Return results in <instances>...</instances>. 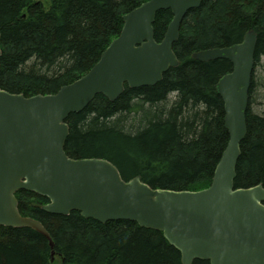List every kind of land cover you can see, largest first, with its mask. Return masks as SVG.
Instances as JSON below:
<instances>
[{
  "label": "trees",
  "instance_id": "16d2710c",
  "mask_svg": "<svg viewBox=\"0 0 264 264\" xmlns=\"http://www.w3.org/2000/svg\"><path fill=\"white\" fill-rule=\"evenodd\" d=\"M148 0H0V87L27 97L54 94L88 72L119 36L123 15ZM173 18L157 12L161 41ZM257 34L255 65L264 57V0H204L185 15L174 51L180 64L153 86L125 90L115 101L98 94L67 119L71 158L112 161L125 180L138 175L153 188L208 187L229 142L217 82L228 59H195V52L240 43ZM253 74L235 186H264V111L252 109ZM22 215L38 219L53 245L30 227L0 225V264H183L181 251L160 230L133 220L102 223L80 211L53 214L49 199L16 193ZM54 253V257L52 254ZM192 264H211L196 259Z\"/></svg>",
  "mask_w": 264,
  "mask_h": 264
},
{
  "label": "water",
  "instance_id": "95a60500",
  "mask_svg": "<svg viewBox=\"0 0 264 264\" xmlns=\"http://www.w3.org/2000/svg\"><path fill=\"white\" fill-rule=\"evenodd\" d=\"M203 1L142 3L123 15L119 36L92 68L54 94L27 97L0 87V225L30 227L53 245L42 222L22 215L18 208L16 193L26 190L47 197L43 209L49 213L68 215L76 210L102 223L133 220L160 230L181 251L183 264L196 259L211 264H264V186H235L241 143L248 131L255 30H249L240 43L193 54L201 61L224 58L233 65L216 85L230 138L208 187L153 188L140 175L125 180L109 159H74L65 151L71 113L83 111L98 94L115 101L126 85L153 86L180 64L174 43L187 12ZM163 9H170L173 18L157 41L153 24Z\"/></svg>",
  "mask_w": 264,
  "mask_h": 264
},
{
  "label": "rangeland",
  "instance_id": "374dc122",
  "mask_svg": "<svg viewBox=\"0 0 264 264\" xmlns=\"http://www.w3.org/2000/svg\"><path fill=\"white\" fill-rule=\"evenodd\" d=\"M45 1V0H44ZM255 87L252 95V109L255 112L264 111V57L255 65L254 69ZM56 264L59 260L56 258Z\"/></svg>",
  "mask_w": 264,
  "mask_h": 264
}]
</instances>
